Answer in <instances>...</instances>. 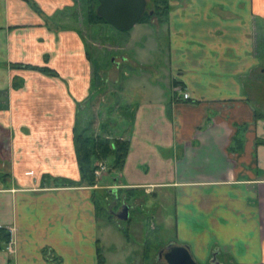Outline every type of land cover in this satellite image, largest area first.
I'll return each mask as SVG.
<instances>
[{"label": "crops", "instance_id": "0c3cea01", "mask_svg": "<svg viewBox=\"0 0 264 264\" xmlns=\"http://www.w3.org/2000/svg\"><path fill=\"white\" fill-rule=\"evenodd\" d=\"M168 1L166 23H150L167 37L162 66L125 75L141 99L109 113L126 48L93 71L76 0H0V227L12 246L0 264H167L169 245L198 264H264V114L249 102L264 0ZM76 133L126 141L122 168L82 182ZM157 189L173 216L150 199ZM99 191L128 206L125 219L106 208L100 221ZM136 208L149 224L130 220ZM171 217L176 242L158 245L149 229Z\"/></svg>", "mask_w": 264, "mask_h": 264}, {"label": "rangeland", "instance_id": "374dc122", "mask_svg": "<svg viewBox=\"0 0 264 264\" xmlns=\"http://www.w3.org/2000/svg\"><path fill=\"white\" fill-rule=\"evenodd\" d=\"M75 1V0H74ZM76 28L77 32L81 35L82 38H86L88 51L91 55L92 59V69L93 71H99L100 69H106L109 68L112 65L113 58L118 55H122L120 52L116 53L115 51L119 48H126V51L122 52L123 55H128L133 62L125 63L120 62L119 63V69L122 71V77L120 81V85L118 87L110 86L108 85V89H112L114 92L112 93L110 90L105 91L103 95L106 97V102L110 106L111 102L112 106L116 109L117 106L120 108H117L115 113L119 112L120 110L124 111L125 103H128L130 101H139L141 99L140 92L138 91V88H132L127 90L125 75H135L138 72L144 70L148 71L149 64L151 66H162L165 55L167 51V37L163 32H156L155 27L151 26L148 22H138L135 24L130 30L126 31H120L114 28L112 25L108 23H101V24H88L85 20V10L83 6V0H76ZM258 51L260 53V56L264 59V32L258 31ZM156 43V44H155ZM155 44V47H154ZM137 62L140 65L144 64L145 67L142 68L141 66H135L134 63ZM264 62V61H263ZM93 82H97L96 77L92 78ZM252 87L253 95L249 96V102L253 107L257 108L259 111H261L264 114V72H259L256 76L253 77V83L249 84V87ZM130 90H133L131 93ZM248 95V93H247ZM102 106H104V102H102ZM111 106L108 107V111L110 113ZM131 109V108H129ZM114 173V172H113ZM114 177V176H113ZM112 177V178H113ZM97 180L99 179L96 178ZM156 195L150 196V199L154 200V204H156L159 209L161 210L164 217L173 216V205H171L168 202V199H164V195L162 192H160L159 189L155 192ZM97 200L100 206L105 207L107 206V203L103 202V197L101 195V191L98 192ZM153 197V198H152ZM101 198V200H100ZM112 199L114 200V197L109 198L108 207L110 210L114 209L116 206H109ZM162 201L163 203L159 204V201ZM167 200V201H166ZM128 201V200H127ZM125 201V202H127ZM131 201V200H130ZM128 203V202H127ZM152 207V204L149 206ZM122 208V203L117 205L115 207L114 212L118 213ZM148 209V208H147ZM145 209V212L147 211ZM141 214V215H140ZM106 215V211H101L98 213V218L100 221L104 220V216ZM139 215L141 217H139ZM129 217L132 222L136 220L144 221L145 223L148 222V218L144 213L140 212L139 209H132L129 211ZM172 218V217H171ZM157 223L160 222L157 218L155 219ZM170 221L168 224H165L166 222H160L162 223L161 228L159 230L153 231L150 230V233L157 232V238H155L154 241H157L158 245H165L169 242H176L175 236H174V228L171 223H173L172 220L168 219ZM128 221H125L120 224L124 226L125 230L128 229ZM154 223V222H153ZM156 223V224H157ZM159 223V224H160ZM149 224V222H148ZM158 224V225H159ZM148 228V226H147ZM158 229L159 227L156 226ZM127 232V230H126ZM116 233V232H115ZM132 237L136 240L135 235L130 232ZM131 238L130 242L128 244H124V250H131L133 247H135L136 241ZM138 239V238H137ZM176 246V245H174ZM137 247V246H136ZM135 247V248H136ZM134 260V257L132 258ZM162 262L164 260L161 258ZM152 263V262H151Z\"/></svg>", "mask_w": 264, "mask_h": 264}, {"label": "trees", "instance_id": "16d2710c", "mask_svg": "<svg viewBox=\"0 0 264 264\" xmlns=\"http://www.w3.org/2000/svg\"><path fill=\"white\" fill-rule=\"evenodd\" d=\"M99 2L97 0H83L88 24L107 23L104 18L96 13ZM169 9L168 0H147L146 10L139 22L149 24L156 20L165 24ZM36 68V67H34ZM50 76L56 75L51 69L37 68ZM239 141V138L237 139ZM74 145L77 163L81 175V181L88 185H94L97 181L94 171L97 168V161H105L113 169H121L129 149L128 143L117 137H105L104 135L92 134L84 135L76 133L74 135ZM98 213L106 210L107 206H97ZM108 218L112 217L107 214ZM11 238L9 229L0 227V249H4Z\"/></svg>", "mask_w": 264, "mask_h": 264}, {"label": "water", "instance_id": "95a60500", "mask_svg": "<svg viewBox=\"0 0 264 264\" xmlns=\"http://www.w3.org/2000/svg\"><path fill=\"white\" fill-rule=\"evenodd\" d=\"M98 16L120 31L130 30L139 22L146 10L147 0H97ZM128 206H124L118 214L120 219L127 216ZM163 254L167 264H198L191 256L187 246L169 245ZM210 264L213 260L209 261Z\"/></svg>", "mask_w": 264, "mask_h": 264}, {"label": "built area", "instance_id": "2783aa9c", "mask_svg": "<svg viewBox=\"0 0 264 264\" xmlns=\"http://www.w3.org/2000/svg\"><path fill=\"white\" fill-rule=\"evenodd\" d=\"M189 94L187 92L183 93V98L186 99L188 98ZM107 170V165L104 161H98L97 162V168L94 171L95 177L96 178H100L101 175L103 174V172H105ZM6 250L8 252H12V246H11V242L9 241V243L7 244V246L5 247Z\"/></svg>", "mask_w": 264, "mask_h": 264}, {"label": "flooded vegetation", "instance_id": "af4514ba", "mask_svg": "<svg viewBox=\"0 0 264 264\" xmlns=\"http://www.w3.org/2000/svg\"><path fill=\"white\" fill-rule=\"evenodd\" d=\"M147 5V4H146ZM189 97V96H188ZM98 162V161H97ZM97 162H96V165H97ZM105 162V161H104ZM106 163V162H105ZM106 165H107V163H106ZM107 169H108V165H107ZM125 205H123L122 206V208H121V210L118 212V213H115L114 212V209H113V211H112V216H114L115 214H116V216L118 217V214L122 211V209H123V207H124ZM162 257V256H161ZM211 264H219V263H217L215 260H213V262L211 263Z\"/></svg>", "mask_w": 264, "mask_h": 264}]
</instances>
